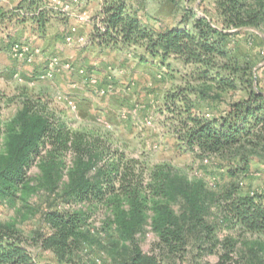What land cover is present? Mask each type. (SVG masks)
Returning a JSON list of instances; mask_svg holds the SVG:
<instances>
[{
  "label": "trees",
  "instance_id": "obj_1",
  "mask_svg": "<svg viewBox=\"0 0 264 264\" xmlns=\"http://www.w3.org/2000/svg\"><path fill=\"white\" fill-rule=\"evenodd\" d=\"M24 1L17 9L24 8ZM129 1H105L101 9L103 27L95 28L93 43L98 47L138 46L144 55L164 64L172 59L192 68L184 83L167 92L163 102L172 115V133L179 148L201 158L227 159L234 166L228 170L231 178L245 174L253 160L264 162V90L252 63L230 48L234 38L248 29L264 32V0H211L203 16L185 8L177 24L163 29L142 23L137 12H130ZM165 1L178 5L195 0ZM27 5L32 7L37 1L29 0ZM36 16L44 23L43 11L38 9ZM259 37L264 44V37ZM140 61L148 62L144 56ZM237 91L245 95L223 99L224 93ZM203 102L225 105L219 113L209 114L202 111ZM34 163H38L40 175L31 179L28 171ZM144 168L138 160L112 148L111 139L98 131L72 130L46 93L25 92L13 118L4 127L0 124V198L25 199L34 183L57 193L64 204L79 206L51 209L45 214L49 232L40 235L38 242L60 263L72 262L99 208L109 211L117 239L124 242L116 247L109 264H167L165 258L181 257L191 233L188 225L201 224L200 208L209 200L218 203L230 227L264 240V193H244L236 182H230L209 199L202 182H190L168 165L148 172ZM64 174L66 181H62ZM178 198L189 211L180 218L161 203ZM148 211L153 213L152 226L160 243L145 252L134 234L142 228ZM112 225L107 222L104 229L110 237H114L109 233ZM205 230L207 236L212 234L208 227ZM0 264H35L24 240L2 228ZM215 264L245 263L227 248Z\"/></svg>",
  "mask_w": 264,
  "mask_h": 264
},
{
  "label": "rangeland",
  "instance_id": "obj_2",
  "mask_svg": "<svg viewBox=\"0 0 264 264\" xmlns=\"http://www.w3.org/2000/svg\"><path fill=\"white\" fill-rule=\"evenodd\" d=\"M21 1L0 0L2 127L15 115L19 99L25 92L46 93L52 97L57 112L72 130H96L109 137L112 148L123 151L127 158L138 160L146 172L159 165H168L188 181L202 182L203 192L208 193L209 199L230 182H236L244 193H264V162L253 160L245 174L231 178L228 170L234 166L227 159L201 158L179 148L172 133V115L163 102L167 92L184 83L191 67L172 59L168 60L169 64H164L158 58L144 55L143 48L138 46L98 47L94 44L92 36L95 28L102 25L101 9L106 0H82V10L91 19L88 24L78 27L79 33L89 40L82 47L65 43L64 35L70 22L51 9L48 0H35L38 9L45 13L42 24L36 16L37 5L30 7L27 5L29 0H26L24 8L19 10L17 7ZM210 3L211 0H195L173 5L165 0H130L127 5L130 12H137L142 23L165 28L177 24L185 8H193L197 16H203ZM259 36L264 37V32L248 29L234 38L230 48L234 54L243 55L252 63L259 87L264 90V44ZM16 41H26L39 49L32 65L12 58L10 48ZM141 56L148 62H141ZM51 58L58 60L54 77L42 79ZM68 63L70 68H63ZM86 75L97 79L95 89L78 84ZM97 89L104 92L96 93ZM244 95V92L237 91L222 96L226 101ZM224 105L223 102L201 103L202 111L209 114L219 113ZM66 160L68 164L70 158ZM39 175L38 163H34L28 176L35 179ZM144 177L147 179L146 175ZM66 180L64 174L62 181ZM33 185V191L25 199L0 198V228L13 231L24 240L35 264H109L116 247L124 242L117 239L113 218L106 208L95 210L87 239L72 262L60 263L51 251L41 248L39 236L49 232L45 218L47 211L79 206L64 204L57 193ZM161 203L178 218L189 212L181 198ZM200 209L202 222L196 226L192 225L193 222L188 225L191 233L187 237L185 252L181 257L165 258L167 264H215L220 253L227 248H231L232 254L241 257L245 264H264V240L259 235L226 224L216 201L209 200ZM152 218L153 213L148 211L142 228L134 234L135 241L145 252L160 243ZM107 222L113 224L109 233L114 237L104 231ZM207 227L212 232L210 236H207Z\"/></svg>",
  "mask_w": 264,
  "mask_h": 264
},
{
  "label": "built area",
  "instance_id": "obj_3",
  "mask_svg": "<svg viewBox=\"0 0 264 264\" xmlns=\"http://www.w3.org/2000/svg\"><path fill=\"white\" fill-rule=\"evenodd\" d=\"M48 6L58 11L70 22V26L64 35V41L68 46L77 45L82 47L88 44V38L80 34L78 30L80 25L88 24L91 21L87 13L82 10V0H48ZM102 27L103 25L99 26V28ZM39 53L40 51L37 47H34L26 41H16L10 48L12 58L26 63L27 65H32ZM57 65L58 60L56 58L49 59L47 63L48 70L41 78L47 80L54 77V69ZM63 68H70L69 63L63 65ZM79 83L81 86L87 85L95 89L97 86V79L93 75H86L78 84ZM95 92L102 93L104 90L97 89Z\"/></svg>",
  "mask_w": 264,
  "mask_h": 264
},
{
  "label": "crops",
  "instance_id": "obj_4",
  "mask_svg": "<svg viewBox=\"0 0 264 264\" xmlns=\"http://www.w3.org/2000/svg\"><path fill=\"white\" fill-rule=\"evenodd\" d=\"M154 27H155V28H158V29H160V28L163 29V28H164V27H162V26H155V25H154Z\"/></svg>",
  "mask_w": 264,
  "mask_h": 264
}]
</instances>
